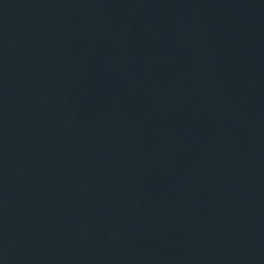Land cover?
<instances>
[{"label": "water", "instance_id": "1", "mask_svg": "<svg viewBox=\"0 0 264 264\" xmlns=\"http://www.w3.org/2000/svg\"><path fill=\"white\" fill-rule=\"evenodd\" d=\"M0 264H264V0H0Z\"/></svg>", "mask_w": 264, "mask_h": 264}]
</instances>
